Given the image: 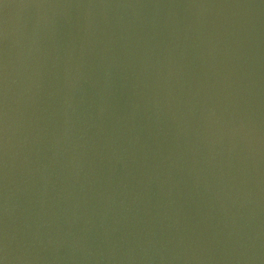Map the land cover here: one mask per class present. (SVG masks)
I'll use <instances>...</instances> for the list:
<instances>
[{"label": "water", "instance_id": "obj_1", "mask_svg": "<svg viewBox=\"0 0 264 264\" xmlns=\"http://www.w3.org/2000/svg\"><path fill=\"white\" fill-rule=\"evenodd\" d=\"M4 264H264V0H0Z\"/></svg>", "mask_w": 264, "mask_h": 264}, {"label": "snow or ice", "instance_id": "obj_2", "mask_svg": "<svg viewBox=\"0 0 264 264\" xmlns=\"http://www.w3.org/2000/svg\"><path fill=\"white\" fill-rule=\"evenodd\" d=\"M0 264H4V259L0 258Z\"/></svg>", "mask_w": 264, "mask_h": 264}]
</instances>
